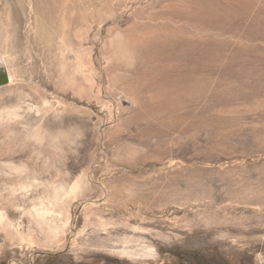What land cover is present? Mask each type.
<instances>
[{"label":"rangeland","instance_id":"rangeland-1","mask_svg":"<svg viewBox=\"0 0 264 264\" xmlns=\"http://www.w3.org/2000/svg\"><path fill=\"white\" fill-rule=\"evenodd\" d=\"M213 3L243 7L202 65L264 69V0ZM186 4L0 0V264H264V91L174 118L138 86L140 42Z\"/></svg>","mask_w":264,"mask_h":264},{"label":"bare ground","instance_id":"bare-ground-1","mask_svg":"<svg viewBox=\"0 0 264 264\" xmlns=\"http://www.w3.org/2000/svg\"><path fill=\"white\" fill-rule=\"evenodd\" d=\"M207 1L193 0L195 4H186L183 11L173 5V16L169 10L162 11L159 23L153 21L154 25L147 31L149 36L140 42L137 59L145 69L139 75L143 82L138 86L149 92L156 90L149 95V112L159 110L174 118L199 116L219 106L227 107L231 112L236 108L228 103L241 99L239 88L248 90L249 98H242L245 100L264 91L262 68L231 64L218 69L202 65L218 57L223 59L224 54L219 56L220 51L229 45L218 40L213 47L207 46L212 23L214 25L226 16L229 9L233 8L230 12L235 13V8L243 7L205 4ZM169 12L170 17L164 21V14ZM237 58L243 60L241 55H235L231 62ZM150 84L156 87H149Z\"/></svg>","mask_w":264,"mask_h":264},{"label":"water","instance_id":"water-1","mask_svg":"<svg viewBox=\"0 0 264 264\" xmlns=\"http://www.w3.org/2000/svg\"><path fill=\"white\" fill-rule=\"evenodd\" d=\"M6 81H8V78L6 76L5 77H0V84L4 83Z\"/></svg>","mask_w":264,"mask_h":264}]
</instances>
